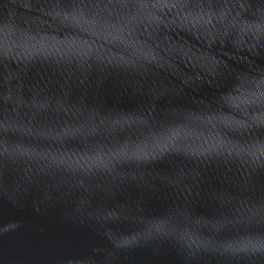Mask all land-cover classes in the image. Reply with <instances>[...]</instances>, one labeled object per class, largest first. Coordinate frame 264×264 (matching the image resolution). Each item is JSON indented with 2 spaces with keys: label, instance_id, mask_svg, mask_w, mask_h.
<instances>
[{
  "label": "water",
  "instance_id": "obj_1",
  "mask_svg": "<svg viewBox=\"0 0 264 264\" xmlns=\"http://www.w3.org/2000/svg\"><path fill=\"white\" fill-rule=\"evenodd\" d=\"M0 264H264V0H0Z\"/></svg>",
  "mask_w": 264,
  "mask_h": 264
}]
</instances>
